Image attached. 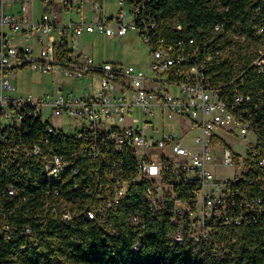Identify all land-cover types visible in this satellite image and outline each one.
<instances>
[{
  "label": "built area",
  "instance_id": "2783aa9c",
  "mask_svg": "<svg viewBox=\"0 0 264 264\" xmlns=\"http://www.w3.org/2000/svg\"><path fill=\"white\" fill-rule=\"evenodd\" d=\"M229 4L216 0L223 19L184 33L178 21L162 20L153 0H0L1 155L16 173L38 161L54 183L45 195L47 203L56 197L50 211L60 221L85 212L104 222L137 181L147 182L148 211L169 215L175 229L168 238L177 244L190 238L223 247L227 227L264 215V197L254 191L264 190V14L256 6L243 21L225 17ZM128 32L149 48L142 64L79 50L82 33L123 38ZM25 68L89 81L78 83L79 92L62 84L21 92L14 82ZM62 116L79 123L69 122L67 130L51 121ZM36 118L44 123L39 136L21 138L18 127ZM228 136L248 140L245 155ZM57 139L69 155L58 152ZM218 164L233 173L218 177L210 168ZM2 167L10 169L8 162ZM79 174L94 181L93 190L84 187L90 195L83 205L63 198L55 185ZM19 191L8 185L9 195ZM129 220L144 228L140 215ZM3 230L8 235L12 227ZM23 231L32 233L28 226Z\"/></svg>",
  "mask_w": 264,
  "mask_h": 264
},
{
  "label": "trees",
  "instance_id": "16d2710c",
  "mask_svg": "<svg viewBox=\"0 0 264 264\" xmlns=\"http://www.w3.org/2000/svg\"><path fill=\"white\" fill-rule=\"evenodd\" d=\"M153 1L162 20L178 21L184 33L223 19L216 10V0ZM228 2L225 17L232 15L243 21L256 6L264 14V0ZM43 125L37 118L32 123H21L18 135L23 139L37 138ZM25 126L31 128L26 131ZM59 141L53 143L58 152L69 155L66 145ZM1 148L0 145V264H264V215L256 214V222L227 227L222 233L223 247L218 242L207 246L190 238L177 244L168 238L175 229L169 215L148 211L143 196L147 182L137 181L113 204L104 222L89 219L81 212L64 223L50 211L56 197L50 195L47 203L45 189L54 183L41 175L38 161L27 162L26 173H16L14 163L2 158ZM131 161L128 159V163ZM6 162L9 171L2 167ZM74 183L77 187L72 189ZM10 184L20 191L9 195ZM55 185L63 198L83 205L90 195L84 187L93 190L94 181L91 175H66ZM254 191L264 197V190L258 186ZM179 194L183 195V191ZM21 196L24 198L19 201ZM132 214L141 216L144 228L131 224ZM4 224L12 227L8 235ZM26 226L31 228V234L24 233ZM135 243L137 249H133Z\"/></svg>",
  "mask_w": 264,
  "mask_h": 264
},
{
  "label": "rangeland",
  "instance_id": "374dc122",
  "mask_svg": "<svg viewBox=\"0 0 264 264\" xmlns=\"http://www.w3.org/2000/svg\"><path fill=\"white\" fill-rule=\"evenodd\" d=\"M78 43L79 50L92 55L94 58L111 61H123L124 63L135 64H142L149 58V48L142 44L133 32H128V34L123 38H107L102 34L82 33L78 35ZM16 77L17 78L14 84L16 85L17 90L31 94H41L45 91L56 90V88L60 87L61 84L64 89H73L79 92L81 91V87L79 90L77 87L78 83H80L83 87L89 81V79L85 77L77 79V81H73L69 78H63L62 83L59 75H55L51 72L42 73L39 70H32L29 68L19 70L16 73ZM51 121L55 123L62 122L67 130L71 129L68 125L69 122L79 123L78 120L67 116H62V118H51ZM183 122H187V120L183 119ZM170 123H173V121H169L167 124ZM195 133L196 131H192L191 135ZM227 138V142L233 150L245 155V142L248 140L243 142L234 136H228ZM218 155H220V152ZM216 162L219 163L220 160L218 159ZM210 168L213 169L218 177L231 175L234 171L233 167L222 164H218L217 166L211 165Z\"/></svg>",
  "mask_w": 264,
  "mask_h": 264
}]
</instances>
